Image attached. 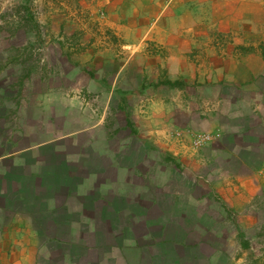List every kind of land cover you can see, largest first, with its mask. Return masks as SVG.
I'll list each match as a JSON object with an SVG mask.
<instances>
[{"label":"crops","instance_id":"obj_1","mask_svg":"<svg viewBox=\"0 0 264 264\" xmlns=\"http://www.w3.org/2000/svg\"><path fill=\"white\" fill-rule=\"evenodd\" d=\"M81 15L48 74L0 44V264H264V0Z\"/></svg>","mask_w":264,"mask_h":264},{"label":"rangeland","instance_id":"obj_2","mask_svg":"<svg viewBox=\"0 0 264 264\" xmlns=\"http://www.w3.org/2000/svg\"><path fill=\"white\" fill-rule=\"evenodd\" d=\"M83 6L84 0H0V44L6 43L9 48L13 43L18 47L9 56L18 64L14 66L18 73L25 75V69H35L43 74L53 72L54 61L58 58L55 45L58 27L64 26L68 32L77 33L60 34L66 44L83 39L84 35H79L76 26H71L75 20L83 21ZM28 15L33 22L28 20ZM15 71L12 69L8 73Z\"/></svg>","mask_w":264,"mask_h":264},{"label":"built area","instance_id":"obj_3","mask_svg":"<svg viewBox=\"0 0 264 264\" xmlns=\"http://www.w3.org/2000/svg\"><path fill=\"white\" fill-rule=\"evenodd\" d=\"M210 137L209 136H205V137H198L194 142L193 144L195 146H202L203 144H206L207 142L210 141Z\"/></svg>","mask_w":264,"mask_h":264},{"label":"trees","instance_id":"obj_4","mask_svg":"<svg viewBox=\"0 0 264 264\" xmlns=\"http://www.w3.org/2000/svg\"><path fill=\"white\" fill-rule=\"evenodd\" d=\"M26 9V8H25ZM26 10H28V9H26ZM28 20L30 21V22H33V19H32V17L30 16V15H28ZM173 86V85H172Z\"/></svg>","mask_w":264,"mask_h":264}]
</instances>
